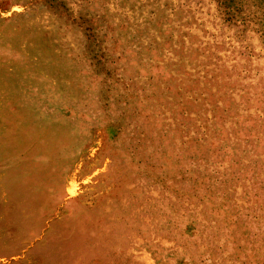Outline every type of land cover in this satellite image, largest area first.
Instances as JSON below:
<instances>
[{
  "label": "rangeland",
  "instance_id": "rangeland-1",
  "mask_svg": "<svg viewBox=\"0 0 264 264\" xmlns=\"http://www.w3.org/2000/svg\"><path fill=\"white\" fill-rule=\"evenodd\" d=\"M0 264H264V0H0Z\"/></svg>",
  "mask_w": 264,
  "mask_h": 264
},
{
  "label": "crops",
  "instance_id": "crops-1",
  "mask_svg": "<svg viewBox=\"0 0 264 264\" xmlns=\"http://www.w3.org/2000/svg\"><path fill=\"white\" fill-rule=\"evenodd\" d=\"M69 188V187H68ZM68 195H69V193H68Z\"/></svg>",
  "mask_w": 264,
  "mask_h": 264
}]
</instances>
